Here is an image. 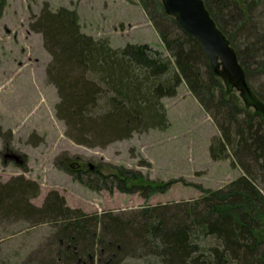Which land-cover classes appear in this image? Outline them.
I'll use <instances>...</instances> for the list:
<instances>
[{"label":"trees","instance_id":"obj_1","mask_svg":"<svg viewBox=\"0 0 264 264\" xmlns=\"http://www.w3.org/2000/svg\"><path fill=\"white\" fill-rule=\"evenodd\" d=\"M203 1L237 52L248 86L243 92L215 72L200 43L166 14L160 0L139 2L168 58L146 45L113 49L86 36L75 11L45 7L34 18L31 30L43 35L52 57L49 75L61 99L57 115L75 142L106 146L135 132L167 129L161 99L174 97L185 83L220 131L210 146L212 158L226 159L230 151L242 170L216 190L195 185L202 196L177 214L155 209L132 221L87 216L66 207L57 191L36 207L29 197L38 195V186L22 179L0 186V214L46 218L55 225L57 260L41 264H119L141 247L160 264H264V85L260 92L252 87V76L264 75V0ZM6 4L0 0V16ZM74 169L76 180L91 190L139 192L145 199L177 182L150 181L124 168L108 175Z\"/></svg>","mask_w":264,"mask_h":264},{"label":"rangeland","instance_id":"obj_2","mask_svg":"<svg viewBox=\"0 0 264 264\" xmlns=\"http://www.w3.org/2000/svg\"><path fill=\"white\" fill-rule=\"evenodd\" d=\"M45 7L75 11L81 32L108 41L113 49L146 45L169 56L139 0H7L0 17V186L22 179L38 186V195L29 197L36 207L43 205L49 192L57 191L72 210L132 221L155 209L177 214L202 196L196 186L216 190L242 174L230 151L226 159L212 158L210 146L220 131L185 83L174 97L161 99L169 123L165 130L135 132L106 146L71 139L69 127L57 115L61 99L49 75L52 57L43 35L31 30ZM262 85L263 74L252 76L256 91ZM5 154L18 159H3ZM77 166L105 175L124 168L150 181L177 182L147 199L139 192L94 191L76 180ZM55 230L46 218L36 222L0 214V264L56 261ZM119 264H160V260L141 247L128 251Z\"/></svg>","mask_w":264,"mask_h":264},{"label":"water","instance_id":"obj_3","mask_svg":"<svg viewBox=\"0 0 264 264\" xmlns=\"http://www.w3.org/2000/svg\"><path fill=\"white\" fill-rule=\"evenodd\" d=\"M166 14L173 17L179 27L200 43L213 69L225 75L243 92L248 88L246 76L237 52L211 17L203 0H160ZM11 158L18 159L14 155Z\"/></svg>","mask_w":264,"mask_h":264},{"label":"flooded vegetation","instance_id":"obj_4","mask_svg":"<svg viewBox=\"0 0 264 264\" xmlns=\"http://www.w3.org/2000/svg\"><path fill=\"white\" fill-rule=\"evenodd\" d=\"M1 16H2V15H1ZM1 16H0V17H1ZM7 158H11V157H10V155L5 154V157L3 156V159H7ZM78 167H79L80 169H82V167H80V166H77L76 168H78ZM74 168H75V167H74ZM89 169H90V168H89Z\"/></svg>","mask_w":264,"mask_h":264}]
</instances>
